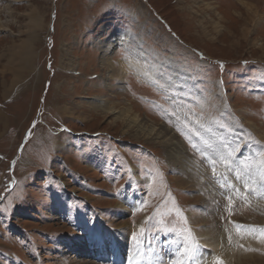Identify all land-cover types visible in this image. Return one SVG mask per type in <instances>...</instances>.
Instances as JSON below:
<instances>
[{
    "label": "rangeland",
    "instance_id": "rangeland-1",
    "mask_svg": "<svg viewBox=\"0 0 264 264\" xmlns=\"http://www.w3.org/2000/svg\"><path fill=\"white\" fill-rule=\"evenodd\" d=\"M261 173L264 0H0V264H264Z\"/></svg>",
    "mask_w": 264,
    "mask_h": 264
},
{
    "label": "bare ground",
    "instance_id": "bare-ground-1",
    "mask_svg": "<svg viewBox=\"0 0 264 264\" xmlns=\"http://www.w3.org/2000/svg\"><path fill=\"white\" fill-rule=\"evenodd\" d=\"M105 48H106V45H105ZM104 53H106V52L102 50V54H101L102 59L106 60L105 58H103V57H105ZM107 79H109V76L107 77ZM136 120H137L136 117L134 119L132 118V123H135ZM140 124L141 125L139 127H136L138 129L137 132L144 133L145 135H147L149 137H153L155 139L160 140L161 144H163L164 148H165V154L167 156L166 160H167V162H169V164L171 166L177 167V169H179L181 171V173H184L189 178H191V177L196 178L198 176V178L201 180V178L199 177L200 174L194 170V167L190 163L191 157H190L185 145L180 140H178L176 138V136L174 135V133L171 131L170 128H168L164 124H159V126L151 124L148 127L147 126L144 127L143 122ZM237 173H239V172H237ZM245 176H247V175H245ZM241 177H242V182H243L244 174H241ZM209 186L213 189L212 184ZM237 226L241 230L246 231L247 234H245V233H243V234L246 235L248 238L249 237L250 238L251 237H258V235L260 234V233L258 234V231L256 230V228L248 227L244 224L237 225ZM257 229L262 231L260 227H257ZM202 237L208 238V240H205V242H207L206 244L212 249L211 252H213V255H211V252L206 253L203 250L204 247L203 248L201 247V249L196 252V260L199 261V264H201L200 261H203V259L208 264H223L222 261L220 259H218L216 256V253H220L219 252V246L217 245V242H216L217 237L215 239L212 235H209L208 233H205L204 235H202ZM227 241H228V239H227ZM100 243L107 244L105 246V252L104 253H105V256L107 257V259L109 260L110 264H117V262L119 264H120V262H121V264H130V263L134 264V263H136V261H139V260H136L135 257H133V255H129L127 253L125 248H123V243L121 242V240H118L116 238L114 233L109 234V235H107L106 238H103L102 240L98 241L95 244L96 248L99 246ZM90 247L91 246H89V247L86 246L87 249H91ZM101 249H103V248H101ZM221 249H222V246H221ZM79 250L83 254L82 251H84L85 249L82 246L79 248ZM90 251L93 252L92 250H90ZM86 257L89 258L91 256L88 255ZM88 261H89V263H92V262H90V260H88ZM230 261L231 260L228 257L225 258V264H229ZM162 262L163 261H160L159 263L162 264ZM147 264H149V263H147Z\"/></svg>",
    "mask_w": 264,
    "mask_h": 264
},
{
    "label": "snow or ice",
    "instance_id": "snow-or-ice-1",
    "mask_svg": "<svg viewBox=\"0 0 264 264\" xmlns=\"http://www.w3.org/2000/svg\"><path fill=\"white\" fill-rule=\"evenodd\" d=\"M260 180H261V182L262 183H264V173H261V176H260ZM193 251V254H194V249L192 250ZM192 257H190V259H191Z\"/></svg>",
    "mask_w": 264,
    "mask_h": 264
}]
</instances>
